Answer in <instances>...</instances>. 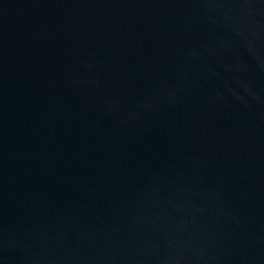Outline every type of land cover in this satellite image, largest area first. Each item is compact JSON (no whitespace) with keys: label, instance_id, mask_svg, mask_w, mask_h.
Instances as JSON below:
<instances>
[{"label":"water","instance_id":"water-1","mask_svg":"<svg viewBox=\"0 0 264 264\" xmlns=\"http://www.w3.org/2000/svg\"><path fill=\"white\" fill-rule=\"evenodd\" d=\"M0 264H264V0H0Z\"/></svg>","mask_w":264,"mask_h":264}]
</instances>
